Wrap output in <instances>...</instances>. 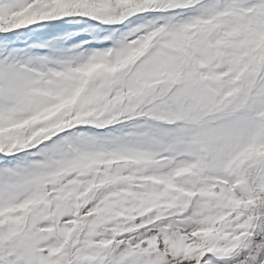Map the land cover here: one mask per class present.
I'll return each instance as SVG.
<instances>
[{"label":"snow or ice","instance_id":"1","mask_svg":"<svg viewBox=\"0 0 264 264\" xmlns=\"http://www.w3.org/2000/svg\"><path fill=\"white\" fill-rule=\"evenodd\" d=\"M0 264H264V0H0Z\"/></svg>","mask_w":264,"mask_h":264}]
</instances>
